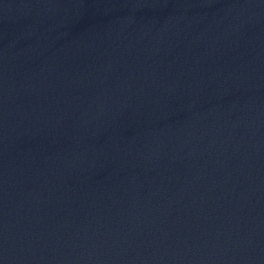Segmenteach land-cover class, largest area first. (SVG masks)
Segmentation results:
<instances>
[{
    "label": "water",
    "instance_id": "95a60500",
    "mask_svg": "<svg viewBox=\"0 0 264 264\" xmlns=\"http://www.w3.org/2000/svg\"><path fill=\"white\" fill-rule=\"evenodd\" d=\"M0 264H264V0H0Z\"/></svg>",
    "mask_w": 264,
    "mask_h": 264
}]
</instances>
